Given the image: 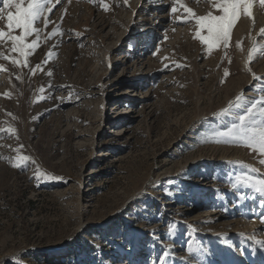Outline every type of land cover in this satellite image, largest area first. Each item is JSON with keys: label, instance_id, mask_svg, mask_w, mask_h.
Returning <instances> with one entry per match:
<instances>
[{"label": "rangeland", "instance_id": "374dc122", "mask_svg": "<svg viewBox=\"0 0 264 264\" xmlns=\"http://www.w3.org/2000/svg\"><path fill=\"white\" fill-rule=\"evenodd\" d=\"M219 3L51 0L26 57L0 38V264H264V3L209 47Z\"/></svg>", "mask_w": 264, "mask_h": 264}, {"label": "snow or ice", "instance_id": "6c2138e0", "mask_svg": "<svg viewBox=\"0 0 264 264\" xmlns=\"http://www.w3.org/2000/svg\"><path fill=\"white\" fill-rule=\"evenodd\" d=\"M51 2V0H2L3 7H0V19H4L6 16L7 29L10 31H4L0 29V38H7L13 44L12 51L19 52L22 57H26L29 51L36 47L35 43H26V39L33 33L39 38V34L42 31L35 27L41 17H44L45 3ZM57 3L60 0H56ZM264 3V0H260ZM107 7V5L105 6ZM253 0H220L218 5V13L216 15H207L200 17L197 20L199 27L203 30L206 28L207 35H200L197 33L198 38L204 42V44L212 47L220 42L227 43L229 39L230 30L233 28L234 21L240 16L243 10L249 16H252ZM8 9H14V11H7ZM51 11V9H48ZM171 11L175 13L177 9L171 8ZM191 12V9H188ZM45 26L51 21L47 17L43 18ZM20 30L19 35H14L16 30ZM15 63H21V61H12ZM51 74V73H49ZM255 107V105H253ZM248 112H252V108L248 109ZM240 120L243 122L245 116H240ZM251 139L259 144L260 149L264 152V130H261L257 135L251 137ZM53 180H61V177L52 176L49 177ZM264 243V242H262Z\"/></svg>", "mask_w": 264, "mask_h": 264}, {"label": "bare ground", "instance_id": "6f19581e", "mask_svg": "<svg viewBox=\"0 0 264 264\" xmlns=\"http://www.w3.org/2000/svg\"><path fill=\"white\" fill-rule=\"evenodd\" d=\"M245 59L242 62V65L244 66L245 69H249L250 68V57H247V54L245 55ZM250 56V55H249Z\"/></svg>", "mask_w": 264, "mask_h": 264}]
</instances>
